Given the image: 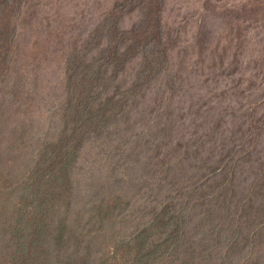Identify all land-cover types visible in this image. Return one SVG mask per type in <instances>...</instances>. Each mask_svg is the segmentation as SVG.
<instances>
[{
  "label": "rangeland",
  "instance_id": "374dc122",
  "mask_svg": "<svg viewBox=\"0 0 264 264\" xmlns=\"http://www.w3.org/2000/svg\"><path fill=\"white\" fill-rule=\"evenodd\" d=\"M2 1L0 264H264V0H154L165 60H125L65 180L69 59H109L141 9Z\"/></svg>",
  "mask_w": 264,
  "mask_h": 264
},
{
  "label": "trees",
  "instance_id": "16d2710c",
  "mask_svg": "<svg viewBox=\"0 0 264 264\" xmlns=\"http://www.w3.org/2000/svg\"><path fill=\"white\" fill-rule=\"evenodd\" d=\"M153 2L154 0H147L146 2L143 0H125L124 3L120 4L121 9H124L127 5L129 6L126 8V10H128L127 12L137 7L140 8L142 18L139 23L131 29L134 37H127L124 36V34H119L117 28L113 30V28L116 27V24L113 23L110 39L114 41V44L112 45L109 59H105V61L104 59H93L85 65L81 64L80 60L75 64L69 59L67 76L68 100L65 110L66 115L72 116L76 124L70 128L72 129L70 134H67L70 121L66 116L61 138L54 147V151L57 149H64L63 153L65 157V160L61 161L62 166L60 167V172L58 176L55 177L57 180L65 178L68 166L71 165V161L74 159L72 154H75L79 148L80 139L74 138L76 131H82V128L88 123L92 124L96 130L101 127H107L114 116L118 114L119 109H121L122 103L118 104L119 101H113L111 98L103 99V90L117 78V74L122 70L125 60L138 52H144L146 58L156 53L159 59H154L155 61L163 62L165 60V58H163L160 40V3L157 2L153 4ZM0 3L6 4L5 1L3 2L2 0ZM142 33L148 35L145 41L138 37V35ZM119 35L121 36L117 41L116 38H119ZM99 36V38H101L105 35L101 32ZM133 38H138L136 43L128 44V47L121 50L120 46L126 44L128 40H132ZM110 66L112 67V74L108 76L106 74V69ZM101 99H103V101H101ZM94 104H97V108L95 109L92 108ZM70 142H72V148L67 147ZM69 155L70 157H68Z\"/></svg>",
  "mask_w": 264,
  "mask_h": 264
}]
</instances>
